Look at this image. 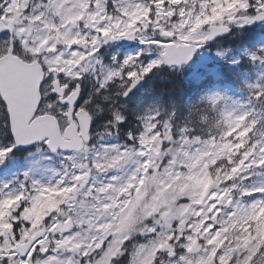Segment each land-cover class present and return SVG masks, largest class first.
I'll return each mask as SVG.
<instances>
[{
  "label": "snow or ice",
  "instance_id": "1",
  "mask_svg": "<svg viewBox=\"0 0 264 264\" xmlns=\"http://www.w3.org/2000/svg\"><path fill=\"white\" fill-rule=\"evenodd\" d=\"M0 264H264V0H0Z\"/></svg>",
  "mask_w": 264,
  "mask_h": 264
}]
</instances>
